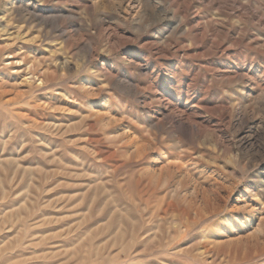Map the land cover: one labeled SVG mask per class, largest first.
<instances>
[{
    "label": "rangeland",
    "instance_id": "rangeland-1",
    "mask_svg": "<svg viewBox=\"0 0 264 264\" xmlns=\"http://www.w3.org/2000/svg\"><path fill=\"white\" fill-rule=\"evenodd\" d=\"M0 264H264V0H0Z\"/></svg>",
    "mask_w": 264,
    "mask_h": 264
},
{
    "label": "bare ground",
    "instance_id": "bare-ground-1",
    "mask_svg": "<svg viewBox=\"0 0 264 264\" xmlns=\"http://www.w3.org/2000/svg\"><path fill=\"white\" fill-rule=\"evenodd\" d=\"M41 80V79H40ZM167 209V208H166ZM162 222V221H161ZM174 223H175V221H174ZM179 224V223H178ZM156 229H158V228H156ZM154 230V229H153ZM152 230V231H153ZM156 231V230H155ZM155 231H153V232H155ZM159 232H160V229H159ZM155 233H157V232H155ZM154 236H155V234H154ZM172 240H173V238H172ZM166 250V249H165ZM163 251V250H162ZM170 251V250H169ZM172 252V251H171Z\"/></svg>",
    "mask_w": 264,
    "mask_h": 264
}]
</instances>
